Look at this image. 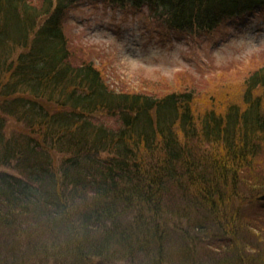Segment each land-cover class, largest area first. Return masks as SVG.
Returning a JSON list of instances; mask_svg holds the SVG:
<instances>
[{
    "label": "trees",
    "instance_id": "trees-1",
    "mask_svg": "<svg viewBox=\"0 0 264 264\" xmlns=\"http://www.w3.org/2000/svg\"><path fill=\"white\" fill-rule=\"evenodd\" d=\"M77 3L148 8L161 25L191 34L227 20L240 26L264 10V0H0V264L155 258L161 241L171 237L173 247L177 217L191 223L203 201L226 207L243 169L264 177L255 170L264 153V66L247 77L244 104L200 116L191 91L115 89L94 61L71 60L65 21ZM259 203L256 220L264 218ZM188 227L178 238L192 250L207 226ZM241 248L228 264L245 256L264 264L261 250Z\"/></svg>",
    "mask_w": 264,
    "mask_h": 264
},
{
    "label": "rangeland",
    "instance_id": "rangeland-1",
    "mask_svg": "<svg viewBox=\"0 0 264 264\" xmlns=\"http://www.w3.org/2000/svg\"><path fill=\"white\" fill-rule=\"evenodd\" d=\"M67 15L65 31L73 62L94 61L102 69L107 82L121 91L156 95L191 91L193 104L199 113L197 116L213 106L223 108L230 101L243 103L247 77L264 66V10L261 9L248 15L240 26L227 20L200 34L166 28L151 16L148 8L141 10L129 5L121 8L103 3H77ZM105 120L112 121L110 118ZM8 121L13 125L15 120L8 117ZM16 125L22 128L18 122ZM257 160L261 162H256L255 170L264 173V153ZM5 169L13 173L12 169ZM251 172L250 168L243 169L237 195L233 196L232 189L228 190L231 199L227 200L226 207L203 201L209 206V211L202 213L206 210L204 204L200 207L202 210L193 213L192 218L196 219L191 218L192 224L186 217H177L178 226L168 229L169 235L174 236L173 247L169 244V237V241L163 240L159 249L157 247L158 257L145 254L133 264H224L228 259L239 257L235 252L237 245L242 247L240 253L253 248L264 253V239L260 234L264 235V230L258 232L256 229L264 227V218L256 220L257 214L253 211L262 207L257 202L260 200L258 196L264 193V177L256 180ZM186 188V192L191 191ZM198 197L197 202H200ZM179 201L180 209L185 210L183 196L178 198ZM168 210L172 211L173 207H168ZM216 213L222 218L216 220ZM219 222L222 223L219 226L221 234L217 232L216 224ZM200 223L207 226L206 233L198 240L201 243L196 242L193 247L189 243L191 246H187L192 250L181 248L178 236L186 238L185 229ZM171 225L176 224L171 220ZM214 231L217 232L216 237L211 236ZM175 237L178 238L176 243L173 242ZM173 249H177V254L172 255ZM35 258L29 262L64 264L56 257H48L46 261ZM245 258L241 264H251L249 258Z\"/></svg>",
    "mask_w": 264,
    "mask_h": 264
},
{
    "label": "bare ground",
    "instance_id": "bare-ground-1",
    "mask_svg": "<svg viewBox=\"0 0 264 264\" xmlns=\"http://www.w3.org/2000/svg\"><path fill=\"white\" fill-rule=\"evenodd\" d=\"M246 90H247V88H246ZM259 91H260V93L263 91V90H261V89H258ZM257 90V92L259 93V91ZM257 92H254L256 95H257ZM245 100H246V93H245V95H244V102H245ZM244 102H243V104H244ZM240 201H241V199H240Z\"/></svg>",
    "mask_w": 264,
    "mask_h": 264
},
{
    "label": "water",
    "instance_id": "water-1",
    "mask_svg": "<svg viewBox=\"0 0 264 264\" xmlns=\"http://www.w3.org/2000/svg\"><path fill=\"white\" fill-rule=\"evenodd\" d=\"M258 198H259L260 200H264V194L260 195Z\"/></svg>",
    "mask_w": 264,
    "mask_h": 264
}]
</instances>
